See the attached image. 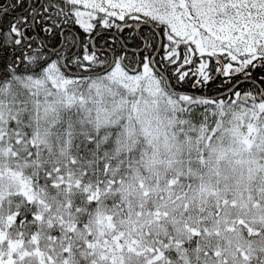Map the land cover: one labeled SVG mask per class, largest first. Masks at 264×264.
Segmentation results:
<instances>
[{"label": "snow or ice", "instance_id": "1", "mask_svg": "<svg viewBox=\"0 0 264 264\" xmlns=\"http://www.w3.org/2000/svg\"><path fill=\"white\" fill-rule=\"evenodd\" d=\"M0 264H264V0H0Z\"/></svg>", "mask_w": 264, "mask_h": 264}]
</instances>
